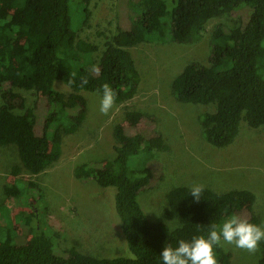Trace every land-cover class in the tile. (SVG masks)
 <instances>
[{"label":"trees","instance_id":"trees-1","mask_svg":"<svg viewBox=\"0 0 264 264\" xmlns=\"http://www.w3.org/2000/svg\"><path fill=\"white\" fill-rule=\"evenodd\" d=\"M91 1L0 0V147H14L16 154V162L8 168L15 179L3 186L5 198L0 203V264H160L164 245L206 234L211 224L228 216L259 224L250 206L255 200L252 192L203 188L200 200L193 201L190 188L184 186L165 195L163 221H149L137 197L149 186L152 171L140 165L129 168V160L166 146L160 133L129 134L120 123L112 126V160L107 165L85 164L77 177L109 191L111 216L130 256L98 257L75 246L60 248L59 235L37 224L36 213L30 209L31 195L22 194L23 185L31 188V184L20 176L38 175L59 158L62 135L75 132L86 117L83 92L101 96L102 86L108 84L115 93L114 104L120 105L135 96L140 83L130 48L141 40L132 31L117 28L92 67L91 54L97 46L80 37ZM160 2L128 4L144 42L193 44L210 20L240 9L248 12L244 21L232 27L217 23L210 34L207 65L188 63L170 88L181 103L214 106L213 112L198 119L205 141L213 147L232 144L241 121L251 128L261 127L264 133V0H168L158 14L155 7ZM59 85L67 91L58 89ZM14 90L42 92L45 115L38 135L35 118L15 112L23 108V99ZM122 117L130 129L148 120L134 110L123 111ZM50 143L55 147L53 155L48 152ZM262 150L264 154V141ZM8 200L28 207L29 213L11 218ZM32 218L36 219L34 234L18 242L12 233L13 221L29 226ZM173 221L176 227L170 230L165 223ZM260 248L257 264H264V242ZM214 252L217 264H232L231 255L221 246Z\"/></svg>","mask_w":264,"mask_h":264},{"label":"rangeland","instance_id":"rangeland-1","mask_svg":"<svg viewBox=\"0 0 264 264\" xmlns=\"http://www.w3.org/2000/svg\"><path fill=\"white\" fill-rule=\"evenodd\" d=\"M130 1L137 0H92L90 17L80 37L97 46L91 54L92 67H95L107 37L117 28L132 31L141 40L130 48L140 75L137 92L128 102L120 105L113 103L107 113L99 110L101 96L83 92L86 117L75 132L62 135L59 158L38 175L20 176L23 182L31 184V188L23 185L25 190L22 194L31 195L30 209L36 213L37 224L43 230L59 235L60 248L75 246L82 253L98 257L130 256L111 216L109 191L99 188L93 180L77 177L79 169L85 164L107 165L112 160V126L120 123L129 134L137 131L142 135H150L153 131L160 133L166 146L150 156L140 154L129 160V168L140 165L152 171L149 186L137 197L149 221H163V213L167 209L165 195L170 189L179 186L190 188L196 184L216 192L233 189L252 192L255 200L250 206L258 216V225L264 226L263 129L251 128L241 121L238 136L232 144L224 148L213 147L205 141L198 119L203 113L213 112L214 106L181 103L173 97L170 88L174 77L188 63L207 65L210 34L217 23L232 27L244 21L248 12L240 9L210 20L200 39L193 44L148 43L142 41L143 31L132 19L134 12L128 6ZM164 2L168 0H161L155 7L158 14L163 12ZM58 89L67 91L62 85ZM14 92L23 99V108L15 112H25L34 117L38 135L45 115L42 92ZM125 110L140 112L148 120L134 129L127 128L122 117ZM54 151L55 147L50 143L49 154L53 155ZM14 152V147H0V203L5 198L3 186L15 179L8 172V168L16 162ZM7 202L11 218L30 211L12 200ZM35 222L36 219L32 218L30 225L25 226L13 221L12 233L18 242L34 234ZM165 224L171 230L176 222ZM220 246L231 255L232 264H257L261 257L260 243L253 251L224 242Z\"/></svg>","mask_w":264,"mask_h":264},{"label":"clouds","instance_id":"clouds-1","mask_svg":"<svg viewBox=\"0 0 264 264\" xmlns=\"http://www.w3.org/2000/svg\"><path fill=\"white\" fill-rule=\"evenodd\" d=\"M114 99L115 93L110 85H103L100 112L107 113ZM202 190V185L194 184L190 187L189 195L193 201L200 200ZM175 227L173 225V230ZM221 242L253 251L260 242H264V226L233 214L219 224H211L206 234L178 239L174 246L164 245L159 252V261L160 264H217L214 250Z\"/></svg>","mask_w":264,"mask_h":264}]
</instances>
